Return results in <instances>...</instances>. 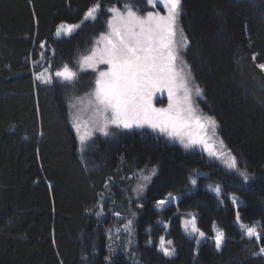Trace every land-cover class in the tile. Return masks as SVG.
<instances>
[{
    "label": "trees",
    "instance_id": "trees-1",
    "mask_svg": "<svg viewBox=\"0 0 264 264\" xmlns=\"http://www.w3.org/2000/svg\"><path fill=\"white\" fill-rule=\"evenodd\" d=\"M96 2L102 9L96 21L83 23L70 37H55L58 25L79 23ZM125 2L0 0V264H264V256L252 255L264 246V238L244 237L230 200L224 197L221 203L205 187L210 180L238 195L244 201L241 220L260 221L264 233V70L258 67L264 63V0L181 4L180 23L190 41L185 57L204 92L202 109L217 121L227 148L253 178L247 183L203 154L146 129L98 137L94 152L79 151L69 99L88 93L95 74L83 72L73 84L57 80L51 85L37 81L35 74L46 61L53 69L76 66L106 30V9L122 8ZM127 2L148 10L146 0ZM150 166L158 172L138 207L135 199L129 202L130 181L137 170ZM194 170L204 174L196 190L187 183ZM169 192L182 196L158 212L155 201ZM101 193L105 214L98 218ZM116 211L121 217L112 215ZM177 211L196 212L197 225L208 236L197 253ZM128 218L133 219L132 236L121 230L113 243L109 234L114 237ZM160 218L169 222V230L158 225ZM214 223L225 232L221 250L211 239ZM163 234L174 243L171 258L157 251Z\"/></svg>",
    "mask_w": 264,
    "mask_h": 264
},
{
    "label": "snow or ice",
    "instance_id": "snow-or-ice-1",
    "mask_svg": "<svg viewBox=\"0 0 264 264\" xmlns=\"http://www.w3.org/2000/svg\"><path fill=\"white\" fill-rule=\"evenodd\" d=\"M159 2L166 14L147 11L141 15L127 0L122 8L115 5L108 7L106 30L100 32L86 54L78 58L75 69L67 64L53 69L49 62L46 67L42 66V70L36 74V79L45 85H51L57 80L73 84L81 72L90 70L95 74L94 87L87 101L90 118L82 119L83 98L69 99L71 126L81 145L93 139L96 134L103 137L114 135L113 129H150L170 141L179 142L186 150L200 149L210 159L220 162L229 172L236 173L247 183L253 178L248 175L246 169L241 168L237 157L219 138L217 121L204 114L197 106L202 90L193 83L191 68L183 58V52L190 41L178 24L182 0ZM146 3L156 7V0H146ZM101 11V4L96 2L89 7L83 19L96 21ZM79 27V24L61 23L55 35L70 37ZM45 44L46 42L41 43L40 48L44 49ZM49 52L52 56L55 55L54 49H49ZM252 59L255 60V55ZM101 65L106 68L101 69ZM258 67L264 70V63H260ZM165 93L167 106L158 107L155 101ZM156 175L155 166L141 170L137 174V183L131 190L133 195L129 196V202L134 198L137 206L143 207L140 196ZM198 175V170H194L193 175L189 176L187 183L191 189L197 187ZM110 180L111 178L105 182V189L109 188ZM206 187L223 203V193L219 185ZM179 199L180 197L169 192L166 197L155 201V207L163 211ZM228 199L235 208V220L242 234L257 242L264 238V233L256 226L241 222L238 198L231 195ZM104 214V195L101 193L95 215L99 218ZM112 215L121 217L119 211L113 212ZM131 216L134 217L135 213H131ZM182 226L189 238H195L197 246L201 240L206 239V234L197 225L194 213L187 214V218L182 220ZM121 230L130 238L134 230L133 219L125 220L114 237L109 234L113 243L120 239ZM146 231L150 233L151 228ZM211 239L215 248L220 250L225 240L224 230L214 228ZM151 243L149 238L148 244ZM157 251L168 258L176 253L173 241L165 239L164 235L159 236ZM113 252L114 248L110 245L109 257L106 259L110 261ZM252 255L264 256V246H260Z\"/></svg>",
    "mask_w": 264,
    "mask_h": 264
},
{
    "label": "rangeland",
    "instance_id": "rangeland-1",
    "mask_svg": "<svg viewBox=\"0 0 264 264\" xmlns=\"http://www.w3.org/2000/svg\"><path fill=\"white\" fill-rule=\"evenodd\" d=\"M146 7H147L148 10H146L145 12H141L139 9H137L138 12H139V14H141V15L146 14L147 11H154V12H160L161 14H166L165 11H164V9H163V5L159 2V0H156V7L153 8V7L149 6L147 3H146ZM85 22H87V21H85L84 19H82V21H80V22L77 23V24H79V25L81 26V25H82L83 23H85ZM66 24H68V23H66ZM178 24H179V28L183 31V28H182L181 23H180V18H179ZM73 25H76V24H73ZM55 37H57V36L55 35ZM61 37H62V36H61ZM57 38H59V37H57ZM185 53H186V49H185L184 52H183V58H184V60L186 61L187 65H189L188 62H187V60H186ZM43 60H45L44 57H42L41 60H39V61L37 62V65H40V61H43ZM77 61H78V60H77ZM42 66H44V65H42ZM75 67H76V66H74L73 68L75 69ZM100 68H101V69H104V68H106V66H105V65H101ZM41 70H42V67L40 68V70H39L38 72H36V74L39 73ZM89 71H90V70H89ZM87 72H88V71H87ZM81 73H83V72H81ZM81 73H79V75H80ZM36 74H35V75H36ZM191 75H192V78H193V83H194L196 86L199 87V85L197 84V82L195 81V79H194V77H193L192 72H191ZM93 87H94V85H93L92 88L89 90V92L86 93V94H82V95H73V96H72V97L83 98V104L81 105V107H82V109H83V111H82V113H81V115H82V119L90 118V112L88 111V104H87V101H88V99H89V95H90V93H91ZM199 88L202 90V96H201L200 98H198V100H197V106L199 107L200 110H202V112H203L204 114L209 115V114H207V113L202 109L201 101L204 99V92H203V89H202L201 87H199ZM155 102H156V104H157L158 107H166V106H167L166 93H165L163 96H159L158 99H157ZM69 122H70V118H69ZM70 125H71V122H70ZM71 127H72V126H71ZM72 129H73V128H72ZM133 130H139V129H133ZM133 130H131V131H133ZM146 130H150V129H146ZM73 131H74V130H73ZM150 131H151V130H150ZM217 131H218V136H219V138L222 139V137H221L220 134H219V128H218ZM113 132H114L115 134H114V135H110V137H113V136H115L117 133L119 134V133L124 132V131H123V130H116V129H113ZM151 132H152V131H151ZM74 133H75V132H74ZM75 135H76V133H75ZM76 137H77V135H76ZM98 137L101 138V137H103V136H102V135H99V134H96V135L94 136L93 139H91V140L85 142L83 145L80 144V142H79V140H78V138H77V143H78L79 151H80L82 154H84L83 152H85V151L90 152L91 150H93V152H94V151L96 150L95 147H94V145H95L94 141H95ZM103 138H104V137H103ZM165 138H166V137H165ZM166 140H167V142H169L170 144H175V145H178L179 147L183 148V146L180 145L179 142H177V141H170V140H168L167 138H166ZM222 140H223V139H222ZM223 142H224V140H223ZM224 144L226 145L225 142H224ZM226 147H227V145H226ZM183 149H184V148H183ZM227 149H228V148H227ZM184 150H186V149H184ZM186 151H188V152H199V153H201V154H203V155L205 156V158L209 161V163L214 164V165H217V166H219L220 168H222V169L226 170L227 172H229L226 168H224V167L220 164V162L215 161V160H213V159H210V158L207 156V154H206V153H203L200 149H193V150H186ZM146 168H151V166H150V167L142 168V169H140V170H137V172L135 173L134 177H133L132 180L130 181L131 184H130V190H129V193H130L131 195H133V193H132L131 190L135 187V184L137 183V179H136L137 174H138L141 170L146 169ZM157 172H158V169H157ZM198 172L200 173V175H204L202 172H200V171H198ZM230 173H233V172H230ZM200 175L196 176V179H197V187H196L195 189H192V190H196V189L198 188V177H199ZM153 178H154V177H153ZM153 178H152V181H153ZM152 181H151V183H152ZM151 183H149V184L147 185L146 191H145L143 194H141V195H146L147 190H148V187L150 186ZM208 185H219V186L221 187V185H220L219 183L214 182V181H210V180L206 181V183H205V187L208 186ZM206 188H207V187H206ZM221 189H222V187H221ZM222 193H223V198H224V197H227V198H228V197L231 196V195H235V196L238 198V200H239V206H241V205L244 204V201H243L238 195L233 194V193H225L223 190H222ZM213 194H214V193H213ZM174 195H176V196H178V197H180V198H181V196H182L181 194H174ZM214 195H215V194H214ZM143 197H144V196H143ZM133 199H134V198H133ZM179 200H180V199H179ZM179 200H178V201H179ZM219 201H220V199H219ZM223 201H224V199H223ZM176 202H177V201H176ZM176 202H175V203H176ZM220 202H221V201H220ZM175 203H172V204H175ZM170 205H171V204H170ZM170 205H168L165 209H167ZM154 207H155V204H154ZM155 209H156L158 212H161V211L158 210L156 207H155ZM165 209H164V210H165ZM164 210H163V211H164ZM188 213H194V214L196 215V217H197V213H196V212H192V211H186V212H183V211H177V212H176V214H180V216H181V225H182V220L185 219V218H187V214H188ZM241 222H242L243 224H245V225H248V226H256L257 229H258L259 231H261V233H262L260 222H257V223H254V224H250V225L244 223L242 220H241ZM158 225H159V226H163V227H165V225H167V227L164 228V229L169 230V222H168V221H164L162 218H160V219L158 220ZM236 225H237V227L239 228L237 222H236ZM217 227L219 228V226H218L216 223H214V224H213V227H212V228H213V232H214V228H217ZM182 228H183V226H182ZM239 230H240V228H239ZM183 232H184V231H183ZM240 232H241V230H240ZM241 234H242V232H241ZM163 235H164V234H163ZM242 235H243V234H242ZM164 236H165V235H164ZM243 236H244V235H243ZM244 237H245V236H244ZM188 238H189V237H188ZM165 239H169V238H167V237L165 236ZM190 239L194 240V242H195V238H194V237H193V238H190ZM207 239H208V236L206 235V239L201 240V242H200V244H199L198 246L196 245V253L199 251L200 246H201L203 243H205ZM151 241H152V240H151ZM224 242H225V240H224ZM151 244H152V243H151ZM223 244H224V243H223ZM222 247H223V245H222ZM222 247H221V249H222ZM221 249H220V250H221ZM175 254H176V253H175Z\"/></svg>",
    "mask_w": 264,
    "mask_h": 264
},
{
    "label": "bare ground",
    "instance_id": "bare-ground-1",
    "mask_svg": "<svg viewBox=\"0 0 264 264\" xmlns=\"http://www.w3.org/2000/svg\"><path fill=\"white\" fill-rule=\"evenodd\" d=\"M48 63H49L48 61L44 62V63H43L44 66H43V67H46V66L48 65ZM77 63H78V61H77ZM154 209H155V207H154ZM257 222H260V221H256V222H254V223H257ZM260 224H261V222H260ZM261 230H262V229H261Z\"/></svg>",
    "mask_w": 264,
    "mask_h": 264
}]
</instances>
